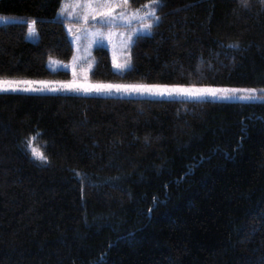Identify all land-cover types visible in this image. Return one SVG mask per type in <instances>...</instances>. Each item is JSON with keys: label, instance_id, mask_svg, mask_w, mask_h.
Masks as SVG:
<instances>
[{"label": "trees", "instance_id": "trees-1", "mask_svg": "<svg viewBox=\"0 0 264 264\" xmlns=\"http://www.w3.org/2000/svg\"><path fill=\"white\" fill-rule=\"evenodd\" d=\"M63 1L0 0L19 18L0 24V78L71 76L47 65L75 54ZM158 15L131 68L99 47L92 78L264 88L261 0ZM0 264H264V101L0 92Z\"/></svg>", "mask_w": 264, "mask_h": 264}, {"label": "rangeland", "instance_id": "rangeland-1", "mask_svg": "<svg viewBox=\"0 0 264 264\" xmlns=\"http://www.w3.org/2000/svg\"><path fill=\"white\" fill-rule=\"evenodd\" d=\"M102 2V0H93V7L97 3ZM140 2V1H139ZM79 6H76L75 0H64L61 9L64 11H59V15L69 20L67 28L70 34V37L73 41L75 47V54L70 61H64L56 57H50L47 61L48 67L53 71L59 70H69L71 76L69 78H45V79H36V78H5L11 80H25L32 81V88H41L42 91H0V92H23V93H34V94H72V95H93V96H116V97H144L151 99H183V100H233V101H248V100H257L264 101V88L259 87H242V86H220V85H187V84H163V83H141V82H116V81H100L94 80L92 78V73L96 65V54L95 51L99 47H106L111 53V59L113 67L118 72H124L132 66V45L134 44L136 38L139 35H150L153 32L146 30H140L136 33H132L133 28H140V21L133 19L131 24L126 21L117 20L114 25H108L101 21L100 16H95V19L92 18V15H89L87 22H84L81 17L84 12L90 11L89 9L83 7L85 0H78ZM148 4V1L142 2L141 4L137 3V0H130V3L124 8H115L113 10L114 15L119 14L121 11L133 12L139 9L138 15L143 16V13L148 9L142 7ZM67 5V7H66ZM72 13L69 15V13ZM158 15V9L157 13ZM19 18L13 16H3L0 15V24L6 22L18 21ZM32 22V21H31ZM30 22V23H31ZM159 21L154 22L153 24L159 23ZM29 23V24H30ZM35 28L34 33L29 32V25L27 31V38L32 41H37L39 39V34L36 29V24L33 25ZM100 29L105 34L111 32V36L105 35L103 37L97 36L94 39L90 37V33ZM131 35V40L129 36ZM115 61V63H114ZM127 62V67L119 69L116 67V64H124ZM39 81L49 82L47 85H41ZM75 82L77 86L95 84V83H111V84H161V85H183V86H195V87H213V88H228V89H256V99H242V96L247 95L243 92H238L235 94H230L228 98H223L220 95L211 96L205 95L202 97H191L188 95L173 94V95H157L152 93H140V92H117L115 90L111 92H84L71 89H64L61 87L62 82ZM58 90H51V89ZM38 140V137L34 135ZM33 136V137H34ZM33 142L41 151H43L41 145L37 140ZM29 149V148H28ZM30 150V149H29ZM31 152V150H30ZM44 153V152H43Z\"/></svg>", "mask_w": 264, "mask_h": 264}, {"label": "snow or ice", "instance_id": "snow-or-ice-1", "mask_svg": "<svg viewBox=\"0 0 264 264\" xmlns=\"http://www.w3.org/2000/svg\"><path fill=\"white\" fill-rule=\"evenodd\" d=\"M264 3V0H261ZM130 3V0H102V2L97 3L95 7H93V0H85L83 7L89 9L90 11H86L83 13L81 19L84 22H87L89 15H92V18L95 19V16H100L101 21L108 24L114 25L117 20L126 21L131 24L133 19L140 21V28H133L132 33H136L140 30L151 31L153 23L160 20V16L157 15V9L163 6V0H148V4L142 7H146L148 10L143 13V16L138 15L139 9L133 12L121 11L119 14H115L113 10L115 8H124ZM241 3L244 6H247V0H241ZM76 6H79L78 0H75ZM67 7V5H66ZM64 9H61L63 12ZM72 13L70 12L69 15ZM35 21H32L29 24V32L34 33ZM105 35L111 36V32L105 34L100 29H96L95 31L90 33L91 38H95L97 36L103 37ZM129 40H131V35L129 36ZM115 63V61H114ZM127 62L124 64H116V67L119 69H123L127 67ZM32 81L25 80H11L0 78V91H42L41 88H32ZM41 85H47L49 82L47 81H39L36 82ZM61 87L64 89H71L77 91L84 92H111L113 90L120 92H140V93H152L157 95H173V94H181L188 95L191 97H202L205 95L217 96L220 95L223 98H228L230 94H235L238 92L246 93L247 95L242 96V99H256L258 98L255 94L257 92L256 89H228V88H213V87H195V86H183V85H161V84H111V83H95V84H87L77 86L75 82H62ZM53 91L58 89H51ZM36 137H31L28 139L26 147L31 150V154L36 159H39L42 162H46L48 157L41 151L33 142Z\"/></svg>", "mask_w": 264, "mask_h": 264}, {"label": "crops", "instance_id": "crops-1", "mask_svg": "<svg viewBox=\"0 0 264 264\" xmlns=\"http://www.w3.org/2000/svg\"><path fill=\"white\" fill-rule=\"evenodd\" d=\"M153 27V26H152Z\"/></svg>", "mask_w": 264, "mask_h": 264}]
</instances>
